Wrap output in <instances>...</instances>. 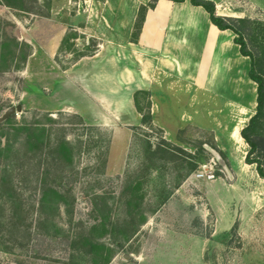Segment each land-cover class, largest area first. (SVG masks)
<instances>
[{
	"label": "rangeland",
	"instance_id": "1",
	"mask_svg": "<svg viewBox=\"0 0 264 264\" xmlns=\"http://www.w3.org/2000/svg\"><path fill=\"white\" fill-rule=\"evenodd\" d=\"M14 3L0 2V116L19 103L23 110L0 123V264H264V179L245 162L248 144L229 139L232 115L219 131L178 130L177 143L153 123L134 127L124 160L120 136L109 163L110 129L50 111L59 96L45 89L49 60L40 51L26 76L24 34L47 0ZM223 3L252 19L251 36L264 44V10ZM90 39L78 31L56 61L98 49ZM49 187L65 198H43Z\"/></svg>",
	"mask_w": 264,
	"mask_h": 264
},
{
	"label": "crops",
	"instance_id": "2",
	"mask_svg": "<svg viewBox=\"0 0 264 264\" xmlns=\"http://www.w3.org/2000/svg\"><path fill=\"white\" fill-rule=\"evenodd\" d=\"M149 1L67 0L62 5L53 0L50 16H35L26 28L24 40L32 47L26 76L40 51L49 60L45 89H56L59 96L50 111L77 114L88 125L110 129L109 163L117 139L126 138L124 160L134 127H143L135 100L141 91L148 95L138 94V101L142 107L149 101L152 123L164 130L165 139L177 143L176 132L187 126L219 131L221 118L229 114L234 119L229 139L243 144L240 130L255 112L257 84L235 34L219 29L203 7L189 0H158L133 41L139 9ZM212 1L217 14L238 17L224 0ZM250 1L264 10V0ZM70 28L99 45L94 54L62 67L56 57ZM250 110L246 124L237 121Z\"/></svg>",
	"mask_w": 264,
	"mask_h": 264
},
{
	"label": "trees",
	"instance_id": "3",
	"mask_svg": "<svg viewBox=\"0 0 264 264\" xmlns=\"http://www.w3.org/2000/svg\"><path fill=\"white\" fill-rule=\"evenodd\" d=\"M14 1L18 2L19 0H0L1 3H4L7 6L17 9V6L14 3ZM157 1L158 0H150L146 5L140 7L134 25L133 41H137V38L143 26L146 12L148 11V9L154 8ZM172 1L184 2L185 0H172ZM189 1L195 6L203 7L208 12L211 22L214 25H216L219 29L231 30L235 34L234 42L239 45L241 54L250 58L251 66L249 70V76L257 84V97H256L257 104H256L255 112L250 116L248 123L240 130V135L243 138V140L248 144L249 147L245 156V162L250 165H255L258 175L264 179V44L260 45L258 43H255L253 37L251 36L253 34L252 19L248 17H232V16L219 15L217 14L216 4L212 0H189ZM47 6H48L47 13L41 14L45 17L50 16V11L52 8V0H47ZM21 10L25 12H32V10L29 9L22 8ZM71 31L74 32L70 33V31H67V33L63 37L59 48V53L65 49L68 40L70 38L77 37L78 31L74 29ZM91 39L96 43H98L96 39L94 38ZM96 51L97 49L95 48L92 52H79L77 53L73 61H71V63L80 59L81 57L92 55ZM56 58H58V56ZM138 94H142L143 98H147L148 93L145 91L137 92V97L135 98V100L137 103V107L141 111H143V125L147 123H152V116L150 113V103L148 101L146 102V106L142 107L138 101ZM77 116L84 123L83 118L80 115ZM62 145L64 149L68 148V143L66 141H63ZM43 195H44L43 198L44 197L46 198V195L47 196L55 195L60 200L65 198L64 195L59 190L51 187H49L48 192H44ZM133 199L137 200L138 198L133 197ZM146 219L147 218L144 217L143 221H145Z\"/></svg>",
	"mask_w": 264,
	"mask_h": 264
},
{
	"label": "water",
	"instance_id": "4",
	"mask_svg": "<svg viewBox=\"0 0 264 264\" xmlns=\"http://www.w3.org/2000/svg\"><path fill=\"white\" fill-rule=\"evenodd\" d=\"M23 110V105L22 104H16L12 105L9 108H7L4 113L0 116V123L4 122L7 120L9 117L21 113ZM209 150L212 151V153L215 155V158L217 159L218 163L223 166L224 168H227L225 160L220 156L218 151H216L213 148H209Z\"/></svg>",
	"mask_w": 264,
	"mask_h": 264
},
{
	"label": "built area",
	"instance_id": "5",
	"mask_svg": "<svg viewBox=\"0 0 264 264\" xmlns=\"http://www.w3.org/2000/svg\"><path fill=\"white\" fill-rule=\"evenodd\" d=\"M206 165H202L200 166V170L197 172V176L199 177H203L205 176L204 170H206ZM213 176L210 175V178H212Z\"/></svg>",
	"mask_w": 264,
	"mask_h": 264
}]
</instances>
